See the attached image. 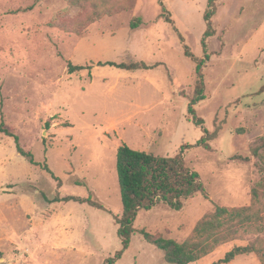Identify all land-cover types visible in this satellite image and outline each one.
Returning a JSON list of instances; mask_svg holds the SVG:
<instances>
[{
	"label": "rangeland",
	"instance_id": "374dc122",
	"mask_svg": "<svg viewBox=\"0 0 264 264\" xmlns=\"http://www.w3.org/2000/svg\"><path fill=\"white\" fill-rule=\"evenodd\" d=\"M72 1L0 0V125L40 163L0 131V264H109L122 249L115 220L123 211L116 167L122 143L162 156L193 145L185 160L209 198L197 193L181 210L161 203L139 211L137 232L113 264H171L141 231L183 242L215 204L253 206L261 232L191 264H264L256 253L218 263L235 245L264 239V149L259 157L252 151L264 136V0L216 2L206 98L195 105L214 134L210 149L198 146L204 132L188 112L196 63L184 54L187 44L204 57L209 0H162L174 25L159 0H88L87 9ZM107 60L161 64L136 71L97 65ZM69 63L92 68L71 72ZM67 196L103 209L61 200Z\"/></svg>",
	"mask_w": 264,
	"mask_h": 264
},
{
	"label": "trees",
	"instance_id": "16d2710c",
	"mask_svg": "<svg viewBox=\"0 0 264 264\" xmlns=\"http://www.w3.org/2000/svg\"><path fill=\"white\" fill-rule=\"evenodd\" d=\"M95 4L96 0H89ZM163 12H167L166 20L174 25L173 19L168 13L162 0H159ZM217 0H209V7L205 11V19L207 28L202 38V46L204 48V57L198 58L193 54L187 44H184V54L196 63V85L194 94L189 98L188 112L194 123L202 127L204 135L198 141V146L203 145L210 149L208 139L213 137V133L204 126V119L199 117L195 105L206 98L205 95V79L204 67L210 59L208 52L207 40L215 35V28L212 17L215 14V5ZM74 9H87L88 0H73L71 3ZM93 8V14L95 13ZM110 14L116 12V9H106ZM119 10V9H117ZM101 11V10H100ZM96 16H99L101 12ZM138 21H133V28L139 25ZM182 42L183 36L178 32ZM161 63L150 65L144 61L135 62H116L113 60L98 61L99 66H114L120 69L136 71L139 69H154ZM92 65H73L69 63L71 72L83 69H91ZM0 131L14 136L19 153L25 156L30 163L40 165L35 160L31 151H26L19 142V137L12 133L9 129L0 125ZM191 144H183L180 150L173 156H162L153 152L134 149L126 143H122L117 153V172L120 184V192L122 198L123 211L121 215H116L115 220L118 224L117 233L122 239V249L117 251L115 256L110 258L109 264H113L131 244L132 236L137 229L134 222L139 211L143 209H151L158 204L164 203L175 210H181L184 207V201L201 193L205 198H209L206 186L201 180L198 171L189 167L185 160V151L192 147ZM264 149V136L259 137L256 145L253 147V155L261 156V150ZM244 160H249L244 157ZM44 170L48 171L57 178L50 167L44 163L41 164ZM264 182H261L263 184ZM253 201L258 198L257 189L252 191ZM61 199V198H60ZM57 199V200H60ZM61 200L78 201L80 203H89L92 206L103 209V206L92 201L89 198H81L76 196H67ZM261 213L254 210L253 206L229 207L215 204L214 210L204 215L196 224L192 234L183 242H179L173 238H167L161 234L151 233L142 230L144 238L151 244L158 247L164 252L166 262L171 264H191L211 254L219 246L231 242L237 238H241L245 234H259L260 228L253 227V223L261 219ZM256 253L264 261V239L257 237L254 241H250L246 245H235L226 252L218 263H230L237 256L243 254Z\"/></svg>",
	"mask_w": 264,
	"mask_h": 264
}]
</instances>
